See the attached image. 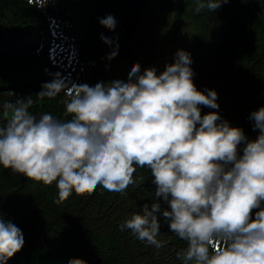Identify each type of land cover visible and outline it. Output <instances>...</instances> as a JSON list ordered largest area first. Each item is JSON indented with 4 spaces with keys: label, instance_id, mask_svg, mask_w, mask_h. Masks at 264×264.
I'll return each mask as SVG.
<instances>
[{
    "label": "trees",
    "instance_id": "1",
    "mask_svg": "<svg viewBox=\"0 0 264 264\" xmlns=\"http://www.w3.org/2000/svg\"><path fill=\"white\" fill-rule=\"evenodd\" d=\"M34 1L0 0V264H264V0H160L153 42L183 47L184 71L144 116L102 122L81 59L35 55ZM149 1L79 0L82 57L127 53Z\"/></svg>",
    "mask_w": 264,
    "mask_h": 264
},
{
    "label": "rangeland",
    "instance_id": "2",
    "mask_svg": "<svg viewBox=\"0 0 264 264\" xmlns=\"http://www.w3.org/2000/svg\"><path fill=\"white\" fill-rule=\"evenodd\" d=\"M159 1L160 0L151 1L152 3L150 11L145 15L146 18L144 19V21L141 22V24L138 26V33L131 44V47L133 48L135 53H140V43H143L144 45H146V47L155 45L152 37L156 32H161V30L155 25V12L156 8H158L157 5L159 4ZM174 43L175 40L172 39L165 43H158V45L156 46L159 52L156 55L165 59H169L177 64L181 63L185 51H183V47ZM140 66L141 61L137 60L136 67L133 68V70L136 72ZM134 97L136 96H132L131 98Z\"/></svg>",
    "mask_w": 264,
    "mask_h": 264
}]
</instances>
